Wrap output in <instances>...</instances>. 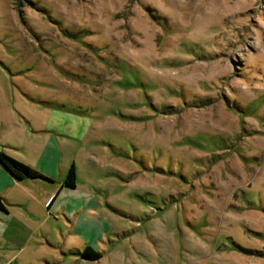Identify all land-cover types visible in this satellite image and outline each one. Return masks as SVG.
<instances>
[{
    "label": "rangeland",
    "instance_id": "obj_1",
    "mask_svg": "<svg viewBox=\"0 0 264 264\" xmlns=\"http://www.w3.org/2000/svg\"><path fill=\"white\" fill-rule=\"evenodd\" d=\"M15 92L87 118L52 136L115 205L93 264H264V0H0L10 117ZM51 232L0 225V259L60 262Z\"/></svg>",
    "mask_w": 264,
    "mask_h": 264
},
{
    "label": "crops",
    "instance_id": "obj_2",
    "mask_svg": "<svg viewBox=\"0 0 264 264\" xmlns=\"http://www.w3.org/2000/svg\"><path fill=\"white\" fill-rule=\"evenodd\" d=\"M15 97L14 103L20 105L18 108H22H19L18 114L12 113L14 117H10L0 111V152L3 150L13 159L36 169L48 179L17 181L0 164V199L4 205V208H0V225H12L14 228L42 234L46 239H51L56 236L51 232L52 227L56 223H66L72 239L65 242V246L69 248L67 257L56 262L55 259L48 260L53 258V255L52 257L39 256V262L41 264H93L97 261L84 260L81 254L86 249L103 250L106 245L105 235L119 232L118 228L109 222L111 214L114 215L112 210L115 205L108 198H100L96 195V192L102 193L99 188L90 187L88 175L93 172L92 166L85 164L80 169L75 163H63L64 157L62 158V153L52 136L53 132L61 133L65 138L86 136L89 131L87 118L59 108V104L52 99L35 95L33 99H27L19 97L17 92ZM5 104L12 107L11 97ZM42 110L47 111L44 120L39 118ZM18 119L23 121L25 130L12 133V125H16ZM11 121H13L12 125ZM76 124L82 126L81 130H76ZM43 132L50 135V138L41 144L38 142L40 139L35 137ZM73 165L77 171V185L76 188L70 189L65 186V180ZM76 197L77 201L70 200ZM53 216L56 219L50 226ZM0 249H2L1 245ZM16 253L19 258V252ZM11 257L8 254L2 257L0 264L15 263L16 260L11 261ZM26 260L35 262L31 257Z\"/></svg>",
    "mask_w": 264,
    "mask_h": 264
},
{
    "label": "trees",
    "instance_id": "obj_3",
    "mask_svg": "<svg viewBox=\"0 0 264 264\" xmlns=\"http://www.w3.org/2000/svg\"><path fill=\"white\" fill-rule=\"evenodd\" d=\"M0 164L17 181H22L26 179H31V180L47 179L36 169L29 167L21 162H18L17 160L13 159L11 156L6 154L3 150L0 152ZM76 185H77V171L75 166L73 165L67 174L65 180V186L70 189H74L76 188ZM0 208H4L1 199H0ZM81 257L84 260L98 261L102 258V254L92 249H86L81 254Z\"/></svg>",
    "mask_w": 264,
    "mask_h": 264
}]
</instances>
